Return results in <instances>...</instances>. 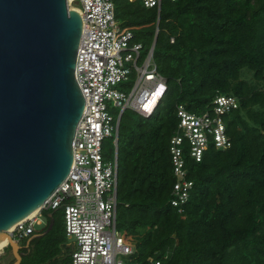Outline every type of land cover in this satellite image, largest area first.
<instances>
[{"label":"trees","instance_id":"16d2710c","mask_svg":"<svg viewBox=\"0 0 264 264\" xmlns=\"http://www.w3.org/2000/svg\"><path fill=\"white\" fill-rule=\"evenodd\" d=\"M113 3L116 20L144 55L156 37L153 61L167 84L148 118L121 115L116 231L140 264H264V0H162L159 12L138 0ZM242 70L259 86L241 79ZM220 95L238 101L222 116L230 146L211 143L198 163L186 157L192 188L178 213L170 205L169 155L176 107L212 115ZM43 215L51 229L20 255L55 264L63 214Z\"/></svg>","mask_w":264,"mask_h":264},{"label":"built area","instance_id":"2783aa9c","mask_svg":"<svg viewBox=\"0 0 264 264\" xmlns=\"http://www.w3.org/2000/svg\"><path fill=\"white\" fill-rule=\"evenodd\" d=\"M138 1L145 9L160 11L162 0ZM68 7L82 20L74 79L83 96L84 109L71 143L73 163L38 213L14 225L6 237L19 245L38 232L42 212L59 210L63 214L64 236L74 243L71 264H126L123 259L133 260L128 264H140L133 259V247L116 231L118 160L116 155L113 161L104 160L103 142L114 136L116 146L124 111L148 118L167 91L166 80L157 72L150 49L138 65L142 45L133 42L130 31L121 32L113 0H71ZM131 79L127 95L115 89ZM108 102L121 111L116 121L108 112ZM237 109L238 101L224 95L212 101V115H195L183 106L176 107L178 124L169 141V155L175 177L170 205L178 213L183 212L192 188L187 179L186 157L200 162L211 143L215 149L229 148L222 116ZM8 247L9 242L3 249Z\"/></svg>","mask_w":264,"mask_h":264},{"label":"water","instance_id":"95a60500","mask_svg":"<svg viewBox=\"0 0 264 264\" xmlns=\"http://www.w3.org/2000/svg\"><path fill=\"white\" fill-rule=\"evenodd\" d=\"M81 31L67 0H0V243L72 166L84 109L74 79ZM8 242L13 264H20V246Z\"/></svg>","mask_w":264,"mask_h":264},{"label":"rangeland","instance_id":"374dc122","mask_svg":"<svg viewBox=\"0 0 264 264\" xmlns=\"http://www.w3.org/2000/svg\"><path fill=\"white\" fill-rule=\"evenodd\" d=\"M67 3L69 4V2H67ZM119 28H120L121 32L125 31L124 29L121 28L120 23H119ZM144 57H145L144 52L141 51L140 60L138 61V65H141L142 61L144 60ZM240 77H241V79L246 80L247 82H249L252 86H255V87L259 86V85L255 84L253 82L252 74L248 70H242L241 73H240ZM132 82H133V79H131V81L128 82V83H122L120 85H117L115 87V89L118 90V91H121V92H123V93H125L127 95L131 91ZM263 85H264V83H263ZM107 108H108L109 114L113 117L114 121H116L118 116H119V114H120V112H121L120 109L114 108L112 106L111 102L107 103ZM116 149H117V147H115L114 136H113V138L106 139L103 142V158H104V160L113 161L114 158H115V155L117 156ZM39 220L41 221V225L40 226H36V230L37 231H41L42 229H44L46 227V224H47V218L44 215L43 216L41 215L39 217ZM60 221H61V224H62V228L64 230L63 219L62 220L60 219ZM119 234H120L121 237L123 236L122 233L119 232ZM41 237H43V236H41ZM23 243H24V241L22 243H20L19 246L23 245ZM52 249H53L55 255H57V254L59 255L56 258H54V259H56L55 264H60L61 260H62V253H61V251H62V243L58 244L57 247L53 246ZM123 260L126 262V264H128L130 262H133V260H130V261L126 260V259H123ZM44 262L45 261H43L41 263H38V260L36 258L35 259H31V258L25 259V258H23V259H21L20 264H47V263H44ZM11 263H12V254H11V252H9L7 249H3L2 254L0 255V264H11Z\"/></svg>","mask_w":264,"mask_h":264},{"label":"crops","instance_id":"0c3cea01","mask_svg":"<svg viewBox=\"0 0 264 264\" xmlns=\"http://www.w3.org/2000/svg\"><path fill=\"white\" fill-rule=\"evenodd\" d=\"M43 213L44 212L41 213L42 216H43ZM48 217H50V216L48 215L46 217L47 218L46 227L44 229H42L41 231H38L36 234H34V235H32L31 237L28 238L29 239V244H30V241L32 239L39 238V237H35L36 235H40V234H43L45 232L46 233L49 232V231L47 232V229H48V227L51 224V220L48 222ZM50 229H51V227H50ZM63 237H64V239H63V242H62V251H61V253H62V260H61V264L63 263V261H64L65 264H71V254H72V252L74 250V243L71 240H68L65 236H63Z\"/></svg>","mask_w":264,"mask_h":264},{"label":"bare ground","instance_id":"6f19581e","mask_svg":"<svg viewBox=\"0 0 264 264\" xmlns=\"http://www.w3.org/2000/svg\"><path fill=\"white\" fill-rule=\"evenodd\" d=\"M70 1L71 0H68L67 2H69L70 3ZM69 5V4H68ZM152 104V106L156 103V100H154L153 102H151ZM39 210V209H38ZM38 210H35L33 213H31L27 218H25L24 220H26V219H31V218H33L37 213H38ZM23 220V221H24ZM13 228V227H12ZM11 228V229H12ZM7 243H8V239H7V237H5L2 241H1V243H0V251H2V249L7 245Z\"/></svg>","mask_w":264,"mask_h":264},{"label":"flooded vegetation","instance_id":"af4514ba","mask_svg":"<svg viewBox=\"0 0 264 264\" xmlns=\"http://www.w3.org/2000/svg\"><path fill=\"white\" fill-rule=\"evenodd\" d=\"M28 243V245H27ZM29 246V239H27V241H25L23 243V245L20 246V249H19V253L22 254V255H25L26 251L25 249ZM11 252V251H10ZM23 257V256H22ZM13 258V256H12ZM15 262V260H13V262L11 264H13Z\"/></svg>","mask_w":264,"mask_h":264}]
</instances>
